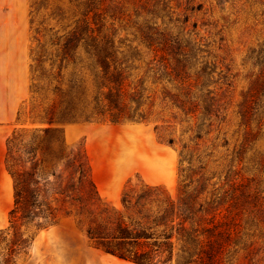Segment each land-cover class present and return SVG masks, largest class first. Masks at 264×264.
Wrapping results in <instances>:
<instances>
[{"label":"rangeland","instance_id":"rangeland-1","mask_svg":"<svg viewBox=\"0 0 264 264\" xmlns=\"http://www.w3.org/2000/svg\"><path fill=\"white\" fill-rule=\"evenodd\" d=\"M170 6L169 16L175 18L174 11L181 21L173 33L185 27L190 38L205 44V51L197 53L196 65L188 73L199 71L207 62L210 74L206 75V87L219 100V112L191 117L163 95L172 84L157 78L153 65L148 64L151 53L140 38L150 14L139 9L140 15L131 11L130 16L115 21L120 36L126 38L120 49L127 58V92L137 90L142 94L145 117L118 124L107 120L55 122L52 126L58 130L48 149L42 137L32 136L35 127L46 124L13 131L12 169L28 168L34 161L42 169L38 184L29 183V190H61L69 185V197L57 196L54 200L53 194L46 193L56 206L54 222L48 226L38 228L36 222L18 221L12 228L9 211L14 190H0V262L17 232L33 239L18 254L13 252L16 264H90V252L103 250L86 233L89 218L79 213L71 199L76 195L90 192L115 217L139 221L141 216L135 209H125V193L131 196L140 190H166L176 197L181 190L197 187L207 190L208 196L212 190H227L225 206L230 204L233 190L256 194L257 204L243 203L237 209L241 211V239L231 262L264 264V96L256 86L264 80V0H172ZM80 16L75 0H0V28L28 32L29 64L39 43L47 52L44 65L49 67V57L59 63L56 47L49 43L50 35L63 34L64 28L73 26ZM87 79L91 85V77ZM250 94L251 112L248 124H243L239 105ZM45 96L50 98V91L30 97L22 105L20 117L36 121L44 116L48 103ZM197 122H201L198 129ZM30 147L38 149L30 153ZM77 147L81 164L67 167L60 152L65 154ZM18 156L22 166L15 165L13 159ZM154 211L152 206L150 213Z\"/></svg>","mask_w":264,"mask_h":264},{"label":"trees","instance_id":"trees-1","mask_svg":"<svg viewBox=\"0 0 264 264\" xmlns=\"http://www.w3.org/2000/svg\"><path fill=\"white\" fill-rule=\"evenodd\" d=\"M75 1L81 16L73 26H66L63 34H52L49 38L50 45L56 47L55 56L60 62L55 64L49 57V67L44 65L47 54L44 44L39 43L32 51L31 97H37L42 90L51 93L50 98L45 96L44 99L48 100L44 116L36 120L46 126L35 127L32 134L34 139L43 138L45 149L49 148L58 130L52 126L55 122L107 120L118 124L144 119L142 94L137 90L133 94L127 92L130 84L125 72L127 58L120 49L126 38L120 36L114 26L115 21L130 16L131 11L136 16L140 15L139 9L151 15L145 20L146 30L141 31L140 36L141 43L151 53L148 64L153 65L157 78L172 84L171 89H164L163 95L191 117L199 113L202 118L219 112V100L215 98L214 91L206 87V75L210 74L207 62L199 71L188 73L196 65L197 53L205 51L202 48L205 44L199 42L201 39L190 38L189 32H184L185 27L173 33L174 28L179 29L181 21L178 13L171 11L175 18L168 14L172 0ZM35 32L40 33L37 28ZM208 64L213 66L210 62ZM87 76L91 77V85H88ZM256 86L264 96V80ZM252 100L250 94L239 105L243 124H248ZM200 126L201 122H197L195 128ZM15 133L7 138L5 157L6 168L14 181L10 226L14 228V224L21 221L25 224L36 222L38 228L46 227L55 218L56 206L52 202L57 196L69 197V185L61 190H29V183L38 184L42 169L38 167V161L28 168L12 169ZM196 136L200 137L199 133ZM30 148V153L38 149ZM63 153L60 152L59 157L65 158L67 167L75 162L78 166L81 164L78 147ZM13 160L15 165L22 166L19 156ZM50 174L54 175V172ZM45 182L52 184L49 180ZM48 191L49 195H54V200L46 197ZM213 191L208 196L207 190L195 187L193 190H181L176 197L166 190H140L131 196L125 193L122 203L126 210H136L141 216L139 221L115 217V213L107 206H100L101 203L94 200L90 192L71 199L76 202L79 213L89 218L86 233L95 246L118 258L135 264H233L231 257L241 239V211L237 209L243 203L257 204V196L233 190L229 194L230 204L225 206L224 197L228 191ZM93 205H97L95 209L91 208ZM152 206L155 211L150 213ZM23 237V234L14 233L9 252L0 264H16L15 255L33 239Z\"/></svg>","mask_w":264,"mask_h":264},{"label":"crops","instance_id":"crops-1","mask_svg":"<svg viewBox=\"0 0 264 264\" xmlns=\"http://www.w3.org/2000/svg\"><path fill=\"white\" fill-rule=\"evenodd\" d=\"M28 32L0 28V190H14L5 167L6 139L15 130L41 126L42 122L20 117L31 97ZM90 264H133L100 250L90 252Z\"/></svg>","mask_w":264,"mask_h":264}]
</instances>
